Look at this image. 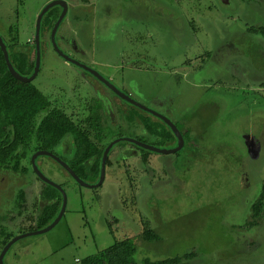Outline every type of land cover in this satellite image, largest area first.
<instances>
[{
    "label": "rangeland",
    "instance_id": "1",
    "mask_svg": "<svg viewBox=\"0 0 264 264\" xmlns=\"http://www.w3.org/2000/svg\"><path fill=\"white\" fill-rule=\"evenodd\" d=\"M50 1L0 0V33L18 46L33 40L37 18ZM71 3L74 9L60 30L63 39L76 38L103 72L110 67L106 73H122L123 65L130 79L126 88L135 99L156 109L157 101H163L168 114L185 121L178 124L191 132L172 161L144 150L136 158L127 151L124 159L115 150L98 188L68 175L54 176L53 163L45 159L44 171L67 192L65 214L50 231L16 241L5 263L82 264L85 257L130 236L137 243V262L195 252L184 263L264 264V213L260 225H248L251 205L264 185V0ZM45 40L50 41L49 33ZM46 52L43 72L34 82L51 89L78 67L52 45ZM128 107L131 124L110 129L106 139L120 134L159 143L139 122L146 111ZM87 115L81 113L83 124ZM86 131L93 137L94 125L87 124ZM253 137L260 148L254 147ZM21 161L22 169L31 168L27 159ZM154 170L162 172V183ZM12 174L5 170V177ZM27 178L25 201L20 209L15 205L12 222L5 223L16 236L36 225L45 203L44 183L32 172ZM7 185L0 181L2 214L10 210L4 207ZM145 223L158 238L142 237Z\"/></svg>",
    "mask_w": 264,
    "mask_h": 264
},
{
    "label": "flooded vegetation",
    "instance_id": "2",
    "mask_svg": "<svg viewBox=\"0 0 264 264\" xmlns=\"http://www.w3.org/2000/svg\"><path fill=\"white\" fill-rule=\"evenodd\" d=\"M69 4V9L67 12V16L70 13V11L73 8L71 1L72 0H66ZM51 2V1H50ZM76 5V4H75ZM56 9L57 11L52 13V10ZM63 11V8L61 5H56L48 10V12H51L53 16H55V20L53 24L49 27V29L43 33V29L41 26V40L40 43L38 44L36 39H35V33L33 36V40L30 39L29 41L23 42L24 44L22 46L16 45V43L12 44V42L9 41L8 37L2 35L0 33V37L2 39V43L5 44L7 53L9 55V59L15 68V70L22 75L23 77L30 78L35 75L33 79L30 81L26 82L21 79H17L26 83H31L32 85L36 86L47 98L46 104L43 105L41 108H37L36 114L31 117L30 119V125L31 128L29 130V136L26 137L24 142L20 145V147L17 149L16 153L13 154V152L8 153L7 158L10 160L9 162V167L7 166H2L0 167V181L2 182V185L8 184L5 188L4 191L7 195V201L4 207H7L10 209L7 213L2 214L0 212V254L3 252V250L6 248L7 244L16 236L12 231L13 227H11L8 224H5L6 221L9 219L10 222L13 220V216H10L13 214V210L15 208V205L17 206L18 203V196L19 192L23 190V187L30 186L29 181L27 180L28 175L30 172H32L39 180H41L44 184L47 183L45 180L40 178L34 168V159L35 163L37 164L38 168L48 177V173L44 171V166L48 165L45 162V159L48 161H51L53 163L50 164L53 169V175L54 176H64L68 175L72 177L75 181H77L71 174L70 170L62 163L65 162L67 165H69L74 172L81 177L85 182L89 184H96L99 182L101 178V173H102V161L103 157L106 151V148L115 140H118L110 149L108 153V158L106 162V169L107 165H111V157L112 154L114 153L115 150H119L121 158H124L127 153V151L130 152V158H136V156L142 157L143 151L142 150H147L149 152H157L153 151L151 149L145 148L134 141H131L129 139H135L150 145H154L160 148H176L179 144L177 135L175 131L172 129V127L169 125L166 119H170L173 123H175L177 126L179 125L178 123H182L185 121L181 120H176L175 117L169 115L168 113L170 110L168 109L167 106H164L163 101H157L159 104L158 108H152L142 101H138L137 99L134 98V96L127 90V84H128V79L126 78V73L124 70V66L122 65V73L119 74H109L106 72L101 71L96 65H92V63L89 61V55L87 51L79 45L78 41L76 38H65L63 39V35L61 34L60 30L61 27L63 26L65 20L67 19V16L64 18L62 23L60 24L58 31L56 33V45L57 47L63 51V53L69 55V57H65L60 52L57 50V48L54 45V42L52 40V32L53 28L60 17L61 13ZM47 12V13H48ZM46 13V14H47ZM45 14V15H46ZM44 15V17H45ZM44 19V18H43ZM43 22V21H42ZM5 32L7 29L4 30ZM8 31L9 28H8ZM4 32V33H5ZM36 32V31H35ZM50 34V41H46L45 37L46 34ZM0 42V53L3 54V58H0L3 63L7 66V71L11 73L13 76V72L9 68L6 54L3 49V44ZM39 45V46H38ZM52 45L56 52L64 58L68 64L75 65L78 67V70L76 73L68 72L65 74L66 78H63V83L61 84H55V87H52L51 89L49 88H40L38 84H36L34 81L42 74L43 69V59L46 56V49L47 46L49 47ZM40 51V65L39 68H37V62H38V54ZM15 52L21 53V55L28 60V65L29 68L27 70H23L20 67H18V62H14L13 60V54ZM78 53V55H74L75 53ZM124 60V58H122ZM91 69L99 72V74L94 73ZM129 77V76H128ZM130 80V79H129ZM124 95H128L130 98L133 100L137 101L141 105L147 107H141L135 103H132L129 99L125 98ZM174 100L171 99V102ZM128 104H133L134 107L141 109L143 111H146L147 115H150L153 117L154 120H157L161 123H164L167 125V127L172 131V133L175 136L174 140H168L165 143H161V136L154 135L155 138L154 140H157V144H152L151 142L141 139L139 137L137 138H132V137H125L124 135H116L115 138L113 139H106L108 137V132L111 129L112 131L114 128H120L122 127V124H131V121H129V115L127 116V113L129 111ZM62 112L65 113L68 117L72 119L74 122L75 126L79 130H83L86 134V136L93 142L94 145H97L98 150L101 152L100 154L90 156L88 159H84V162L81 164H78L77 162H80V159L83 157L81 153V149L77 141L75 140V136L73 133H67L65 134L64 137L60 139L59 142L56 144L53 143V141H49V133L44 130L45 126V121L47 118H49L51 112ZM82 112H87L88 115L85 116L86 120H84V123L82 122L81 118V113ZM157 113V114H156ZM166 118V119H165ZM139 122L142 125V128L146 131L147 129L145 128L144 124L142 123L141 119H139ZM87 124H93L95 128V134L93 137H91L87 133ZM179 130L181 131L183 138H184V145L182 146L181 149H179L176 152L173 153H161L166 155V157H179L177 156L178 154L182 153L185 145H186V139L184 137V133H187L189 129L187 128L186 130H182L180 127H178ZM3 128L0 126V131ZM12 125H7V129L5 131L0 132V146L1 150L3 149L8 150L6 147L9 145H13V131H12ZM150 133V132H148ZM254 138V137H253ZM11 141H10V140ZM107 140V141H105ZM254 138L253 144L254 147L260 148V143L258 144ZM125 144H122L124 143ZM190 145H192L191 140L188 141ZM132 144V145H131ZM120 146V147H119ZM11 150V149H10ZM257 150V149H256ZM124 151V152H123ZM159 153V152H158ZM252 154V152H250ZM185 154V152H184ZM253 156V155H251ZM13 158L16 160H28L30 164V169L27 172L26 175H23L20 172H15L13 171ZM100 159V167H99V173L97 174L95 179H92V177L95 176V171H94V165L97 160ZM126 159V158H124ZM147 159H149L147 157ZM174 158H169L166 161H172ZM176 159V158H175ZM12 161V162H11ZM144 163V161H143ZM78 167V168H77ZM79 171H78V170ZM156 169V168H155ZM5 170L11 171L13 174L9 175L10 177H5L4 173ZM129 171V169L127 168ZM165 171H167V168H165ZM83 176H81V174ZM147 172V171H146ZM149 172H151L149 170ZM155 175L160 178L157 183H160L162 181L161 178V173L154 170ZM17 173H19L17 175ZM106 173V172H105ZM13 175L18 176V183H19V189L17 192V199L15 201V204L13 206ZM52 179V178H50ZM53 180V179H52ZM54 181V180H53ZM21 182V183H20ZM56 182V181H55ZM78 182V181H77ZM59 184L62 189L66 192L64 185L62 183L56 182ZM79 183V182H78ZM104 183V182H103ZM102 183V184H103ZM162 183V182H161ZM80 184V183H79ZM101 184V185H102ZM82 185V184H81ZM100 185V186H101ZM84 186V185H83ZM98 186V187H100ZM55 187V186H54ZM87 187V186H86ZM98 187H88V188H98ZM57 188V187H56ZM58 189V188H57ZM61 191V189H58ZM62 193V191H61ZM67 193V192H66ZM25 195V191H24ZM63 196V193H62ZM64 199V197H63ZM24 201H25V196H24ZM24 203V202H23ZM21 202V205L23 204ZM63 204V202H62ZM1 206V204H0ZM22 206H19L17 209H20ZM20 213V211H17ZM64 216V215H63ZM31 226H29L27 231H24L23 233H27L29 231L37 230V229H30ZM40 229V228H39ZM10 237H7L9 234ZM21 232V234H23ZM20 235V234H19ZM22 239V238H21ZM18 241V240H17ZM15 243V242H14ZM13 243V244H14ZM13 244L8 248L4 255V263H5V257L9 253V251L12 249ZM6 264V263H5Z\"/></svg>",
    "mask_w": 264,
    "mask_h": 264
},
{
    "label": "trees",
    "instance_id": "3",
    "mask_svg": "<svg viewBox=\"0 0 264 264\" xmlns=\"http://www.w3.org/2000/svg\"><path fill=\"white\" fill-rule=\"evenodd\" d=\"M55 16L51 12H48L42 22L43 33H45L49 27L53 24ZM264 32V28L262 29ZM0 58H3V54L0 53ZM13 60L18 67L23 70L29 68L27 58L23 57L21 53L15 52L13 54ZM28 71V70H27ZM47 98L44 94L31 83H26L18 80L14 75L12 76L7 71V66L0 59V126L3 128L0 132L7 129V125H12L13 131V145H9L6 148L8 150H1L0 146V167H9V161L7 158L8 153H16L17 149L28 137L29 130L31 128L30 118L36 114L37 108H41L46 104ZM141 121L145 128L152 135L161 136V143H165L168 140H174L175 136L166 124L154 120L150 115H142ZM182 130L184 126L178 125ZM44 130L49 133V141H53L54 144L60 141L62 137L67 133H73L75 140L80 146L82 158L78 164L84 162V159H88L95 154L101 156V152L98 150L97 145H94L91 140L86 136L83 130H79L72 119L62 112H51L49 118L45 121ZM191 129L187 133H184L185 139L189 136ZM10 140V139H9ZM11 141V140H10ZM11 149V150H10ZM147 151V150H145ZM145 160H147L145 158ZM12 162V161H11ZM21 160L13 158V171L20 172L26 175L29 171L26 167L22 169ZM20 166V167H19ZM100 159L95 162L94 171L95 179L99 173ZM78 168V167H77ZM78 170V169H77ZM79 171V170H78ZM80 173V172H79ZM81 174V173H80ZM81 176H83L81 174ZM24 191L19 192L17 206H21V202L24 201ZM41 198L45 201L44 206L37 217L36 225L30 227V229L44 228L49 225L58 216L63 202V196L60 190L56 187L45 183L44 188L41 191ZM252 214L251 219L248 222L250 227L258 226L262 223L264 213V185L263 189L251 205ZM11 233L7 235L10 237ZM142 237L145 240H153L158 238L157 232L150 229V224L145 223L144 229L141 232ZM137 243L133 237L126 236L117 239L110 247L100 250L99 252L87 256L81 260L82 264H186L185 258L194 256L195 252H190L182 256L168 257L164 259L152 260L151 258H145L142 262L135 260V254L137 253Z\"/></svg>",
    "mask_w": 264,
    "mask_h": 264
},
{
    "label": "water",
    "instance_id": "4",
    "mask_svg": "<svg viewBox=\"0 0 264 264\" xmlns=\"http://www.w3.org/2000/svg\"><path fill=\"white\" fill-rule=\"evenodd\" d=\"M56 5H61V7L63 8V11L60 15V17L58 18L54 28H53V32H52V40L54 42V45L55 47L57 48V50L60 52V54H62L63 56L65 57H69V55L63 53V51H61L57 45H56V33L58 31V28L60 26V24L62 23V21L64 20V18L67 16V12H68V9H69V4L66 0H52L51 2H49L48 4L45 5V7L42 9V11L40 12L38 18H37V21H36V32H35V39L37 41V43L39 44L40 43V40H41V26H42V21H43V18H44V15L48 12V10ZM0 42L2 43V39L0 37ZM3 45V49H4V52L6 54V58H7V62H8V65H9V68L11 69V71L13 72V75L15 77H17L18 79H21L23 81H30L31 79H33L35 77V75L33 77H30V78H26V77H23L22 75H20L16 70L15 68L13 67L10 59H9V55L7 53V50H6V46L4 43H2ZM39 46V45H38ZM70 58V57H69ZM39 65H40V51H39V54H38V62H37V68L36 70L39 68ZM94 73L96 74H99V72L97 73V71L91 69ZM100 75V74H99ZM101 76V75H100ZM125 98L129 99L132 103H135L141 107H144V108H147L143 105H141L140 103H138L137 101L133 100L132 98H130L128 95H124ZM157 114V113H156ZM166 119V118H165ZM167 122L169 123V125L172 127V129L175 131L176 135H177V138H178V141H179V144L176 148H170V149H166V148H160V147H157V146H154V145H150V144H147V143H144V142H141V141H138V140H135V139H129L131 141H134L135 143L145 147V148H148V149H151L153 151H157L159 153H173V152H176L178 151L179 149L182 148V146L184 145V138H183V135L181 133V131L179 130L178 126L173 123L170 119H166ZM118 140H115L114 142H112L107 148H106V151H105V154H104V157H103V161H102V173H101V178L99 180L98 183L96 184H89L87 182H85L83 179H81V177H79L75 172L74 170L69 166L67 165V163L65 162H62L71 172L72 176L82 185L84 186H87V187H98L100 186L104 180H105V176H106V162H107V158H108V153L111 149V147L117 142ZM34 168L38 174V176L40 178H42L43 180H45L48 184L52 185V186H55L57 187L58 189H61L62 193H63V204H62V207H61V210L58 214V216L53 220V222H51L49 225H47L46 227L44 228H40V229H37V230H33V231H29L27 233H23V234H20V235H17L15 236L6 246V248L3 250V252L0 254V264H5L4 263V255L6 253V251L8 250V248L14 243L16 242L17 240L21 239V238H24V237H27V236H30V235H36V234H42V233H45V232H48L50 231L51 229H53L58 223L59 221L62 219L63 215L65 214V211H66V208H67V204H68V196H67V193L64 191V189H62V187L57 184L55 181H53L52 179L48 178L37 166V164L35 163V159H34Z\"/></svg>",
    "mask_w": 264,
    "mask_h": 264
}]
</instances>
